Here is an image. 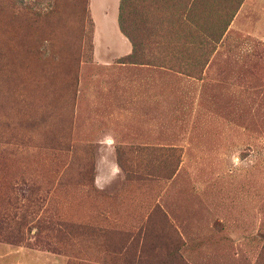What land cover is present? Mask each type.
Segmentation results:
<instances>
[{
    "label": "rangeland",
    "instance_id": "374dc122",
    "mask_svg": "<svg viewBox=\"0 0 264 264\" xmlns=\"http://www.w3.org/2000/svg\"><path fill=\"white\" fill-rule=\"evenodd\" d=\"M213 2L200 17L230 19L210 53L185 50L200 39H181L175 12L146 64L119 62L121 0H0V264H127L119 247L141 245L264 264V0ZM148 146L176 150L171 178L118 163L127 147L143 166Z\"/></svg>",
    "mask_w": 264,
    "mask_h": 264
},
{
    "label": "trees",
    "instance_id": "16d2710c",
    "mask_svg": "<svg viewBox=\"0 0 264 264\" xmlns=\"http://www.w3.org/2000/svg\"><path fill=\"white\" fill-rule=\"evenodd\" d=\"M213 1L214 0H121L118 14V23L121 32L131 42L132 51L130 54L120 58L119 62H140L138 58L143 56V41L155 37L160 39L161 43L164 38V33H168L167 25H169H166L167 19L163 15L169 14L170 16L172 13L175 14V12L177 26L183 29L182 34L186 35L181 39H184L186 42H189V39L194 37H198L200 39L197 45L195 43L190 47H185V50H189L191 48L192 52L207 51L210 53L213 47L211 43H216L221 39L230 19L229 18L220 27H214L209 20L200 17L199 14L206 13L212 3H218ZM222 2L225 5L235 3V10L237 9L239 4L238 2H240V0H222ZM219 3L221 4L220 1ZM221 8V10L225 13L226 11L222 4ZM234 10L233 12L231 10L230 13V9H228L227 14L229 16L231 14L230 17H232L235 13ZM204 58L200 63L203 67L208 61V57L205 56ZM140 63L148 64L150 62L143 61ZM126 149L128 148L119 147L117 149V160L123 170L128 173V176H160L169 179L174 175L180 162V156L177 154L175 149L148 146L138 148L137 155L145 153V155L148 156V163L152 165L148 166V163H144V167V165L142 166L143 163H136L135 161V164L130 166L128 164L129 161L125 158V151H128ZM133 152L135 151L133 150ZM161 213L167 220L165 213L162 211ZM61 226H64V228L59 226L58 228L60 232L58 234H62L65 228L67 230V228L69 229L71 227L69 224L65 223H63ZM47 230L50 232L49 228ZM137 234L141 236L140 231L137 232ZM145 234L146 233H144L141 237L142 241L146 238ZM139 235L137 236L139 237ZM176 238L179 239L178 234L174 231L173 235L171 234L170 239L176 240ZM155 249L156 248L144 249V245H141L139 251L136 250V252L134 251L131 254V250H129L128 247H119L118 253L125 256V262L127 264H135V259L137 260V264H177V262L180 260L179 253L166 252L165 255L159 257V253L154 254ZM127 256H130V258ZM156 258H159V260H156ZM149 259L152 260L151 263L148 261Z\"/></svg>",
    "mask_w": 264,
    "mask_h": 264
},
{
    "label": "crops",
    "instance_id": "0c3cea01",
    "mask_svg": "<svg viewBox=\"0 0 264 264\" xmlns=\"http://www.w3.org/2000/svg\"><path fill=\"white\" fill-rule=\"evenodd\" d=\"M122 44L124 45V47H126L125 50H124L125 54H128L131 51L130 45L125 43L124 41L122 42ZM120 56H122V55H120ZM146 86L144 85V87H143L142 91L140 92V94H142L143 91H151V88H146ZM135 92L131 93L130 97L131 96H136ZM132 102L138 103L139 100H133ZM110 118L111 117H107L104 121H108ZM113 122H114V120L112 121V123ZM114 135H115V130L107 132V133H103L102 132V136L100 135L99 140H98L97 143L100 144V145L103 144L102 147H103L104 150H108L109 153H113V151H114L113 149H114V145H115V141H116V139H115L116 137Z\"/></svg>",
    "mask_w": 264,
    "mask_h": 264
}]
</instances>
